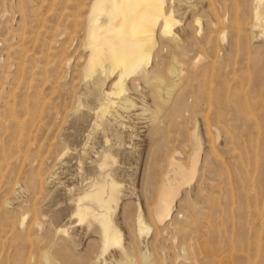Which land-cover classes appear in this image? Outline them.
<instances>
[{"label": "rangeland", "instance_id": "rangeland-1", "mask_svg": "<svg viewBox=\"0 0 264 264\" xmlns=\"http://www.w3.org/2000/svg\"><path fill=\"white\" fill-rule=\"evenodd\" d=\"M80 1L0 0V264H117L124 250L131 264H210L203 255L209 250L216 264H231L247 250V264H262L256 257L264 251L258 215L264 214V38L251 27L253 0H168L177 23L146 66L163 80L161 97L128 80L122 97L84 102L78 92L87 81L77 63L85 57L90 0ZM125 96L135 106L120 108ZM107 99L116 103L102 116ZM194 132L200 170L158 224L155 189L169 170L167 158L187 167L198 146ZM104 152L114 156L113 178L123 195L112 215L122 243L97 259V228L88 219L78 222L75 212L78 196L93 188V167ZM138 212L148 231L140 233Z\"/></svg>", "mask_w": 264, "mask_h": 264}, {"label": "bare ground", "instance_id": "bare-ground-1", "mask_svg": "<svg viewBox=\"0 0 264 264\" xmlns=\"http://www.w3.org/2000/svg\"><path fill=\"white\" fill-rule=\"evenodd\" d=\"M81 1H83V0H81ZM169 1L171 2V0H169ZM80 2H78V3H80ZM167 2H168V0H90L89 1L87 9H86V16L84 18V20H85L84 31H83L84 39L82 38L83 39L82 45H83V49L85 52V57H84V60L81 64V66H80V63L77 61L78 67L79 68L81 67L79 69L80 74H81V78H82V80L87 81L86 88L83 91H79L80 89L78 90L79 91L78 95L80 96V98H82V96H84L85 100H83V102L86 101L87 99H88V101L89 100H91V101L99 100L101 98V95H104L106 97H108L110 95H115L116 97H119L124 92H126L128 90V87L126 85V82L128 80H131L130 85L132 84V87L134 89L137 87V85H136L137 83H135V81L139 80V81L143 82L145 85L149 86L148 92H150V94L153 95L154 98L158 99L159 97H161V94L164 91V87H163L164 85L162 86L163 80L161 78H159L156 74H151L150 72H147L146 66L152 63L153 58H156L154 56L156 54V48H157V45L159 43L160 38L172 34L173 26H175V24L177 23V20L175 19V16H174V9L172 6L167 7ZM78 3H77L76 7H79ZM86 5L87 4L85 2V6ZM82 8H84V7H82ZM79 10H81V9H79ZM83 11H85V10H83ZM252 11H253L252 12L253 13L252 14L253 19L251 22V27L253 30L258 31V34L256 36L259 35L260 38L261 37L264 38V0H253V10ZM78 14H81V13H78ZM83 15H84V12H83ZM70 19L71 18H69V20ZM73 19L74 18H72V20ZM81 19H82V17H81ZM74 20L76 22V17ZM73 22L74 21H72V24H73ZM81 22H83V21H80V23ZM75 24H78V23H75ZM77 27L79 29L78 25H77ZM80 29H81V27H80ZM72 30H73V28H72ZM76 31H77V29H76ZM257 31H256V33H257ZM69 32H71V29ZM78 32H79V30H78ZM78 32L76 33L75 36L78 35ZM66 33H67V31H66ZM11 35H13V34H11ZM79 35H80V33H79ZM18 36H19V34L17 35V39H18ZM24 37H25V34H24ZM66 37H68V35ZM69 38H70V36H69ZM78 38H79V36H78ZM70 39H71L70 41H72V38H70ZM21 41H22V39H21ZM37 41H35V42H37ZM50 42L52 44V41H50ZM79 42H80V40H79ZM79 45H80V43H79ZM51 46L49 48H51ZM158 52H159V50H158ZM158 52H157V54H158ZM60 53H61V51H60ZM80 55H79V57H80ZM60 56H62V55L60 54ZM69 56H70V54H69ZM81 56H83V55H81ZM67 57H68V55H67ZM46 60H48V59H46ZM66 60H68V59L66 58ZM48 62H50V60ZM52 62H53V60H52ZM66 62H67L68 67H69L70 61L68 60ZM75 62L76 61H74V63ZM58 64L60 65V63H58ZM155 64H156V62H155ZM56 65H57V63H56ZM74 66L76 67V64ZM22 68H23V66H22ZM62 68H65V67L62 65ZM45 71H46V68H45ZM48 71L49 70H47V72ZM72 72H73V70L71 69V75H72ZM76 72H78V71L76 70ZM77 74L78 73H76V75ZM133 77H134V80L131 79ZM77 78L79 79V77H77ZM72 80L73 79H71V82H72ZM68 81H69V79H68ZM107 82L109 85L107 86V90H104L103 87L107 84ZM76 83H78V81ZM140 84H142V83H140ZM172 85L165 87L167 92L171 91V89L173 87ZM73 86H71V87H73ZM73 92H75V91H73ZM174 96H175V94H174ZM172 98H175V97H172ZM107 100L108 101L106 103H100V106H99V112L102 116L105 115L107 113L108 109L116 103V101H111L112 99L111 100L107 99ZM164 101L167 102V100H164ZM176 102L179 105L182 104V103H180V102H182V96L181 95L177 96ZM177 104L174 103V108H176V110L178 108V107H176ZM171 105H173V104H171ZM119 106L122 109H128L130 107L135 106V102L131 98H129L128 96H125L121 99ZM20 107H22V105ZM95 107H97V105ZM158 111L159 110L154 112L155 115L158 113ZM178 111H179V109H178ZM155 125H156V123H155ZM156 126L158 127L159 125L157 124ZM157 127H154V129ZM159 128H160V126H159ZM159 130L155 129L153 131V135L157 134L159 132ZM131 131H132V129H131ZM123 134H124V132H123ZM193 135L196 139V142L198 143V146L195 148L191 157L189 158L187 167H185L184 164L179 159H177L174 155H170V157L167 158L169 170L164 175L161 176L160 181H159V185H157V187L155 189L156 195H157V200L155 201V204L153 206V213H154L155 219H156L158 224H162L165 220H167L171 216V214H173V209L175 206L176 199L180 195L183 186L190 184L195 179V176L198 174V172L200 170V157H199V155H200L201 146H200V143L198 141V136H197L196 132H194ZM148 137H150V136H148ZM233 140H235V139L231 136H229L228 139L226 140V143H227V141L229 143V145H227V147L229 146L227 149L229 152V156H230L229 158H234L233 155H235L234 154L235 147L232 146V144L234 143ZM149 141H151V139L148 140V142ZM235 146H237V144ZM212 149H213V146L211 148H209V150H212ZM154 155H157V154H154ZM206 155H207V153H206ZM212 156H213V154H212ZM205 158H206V156H205ZM238 158L241 159V156L238 155ZM256 159L258 160L257 157H256ZM228 161H229V159H228ZM113 164H114L113 154L111 152L102 153L100 162L97 163L96 165H94V167H93V168H95V173H96V177L94 179L95 181L92 184L93 188L84 191L82 195L78 196L77 201H76V212H75V214L77 216L78 222H83L84 220L88 219L89 226H95L97 228L98 233H99V237L101 239L102 247H101V254L96 256L97 259H99L110 247L120 246L122 243V235H121L120 231L118 230V228L115 225H113V223H112V215H113L115 209L118 207L119 201L121 200V198L123 196V195H121V189H120L119 183L116 182V180L113 178V173L115 171V168H113ZM226 164H227V162H226ZM262 166H264V165H262ZM255 169H257V168H255ZM263 170L261 167V172H263ZM226 171H228V170H226ZM254 173H256V171H254ZM254 173H253V175H255ZM251 174H252V171H251ZM262 175H264V174H262ZM262 175H260V178ZM237 183H238V181H237ZM259 185H261V183H259ZM84 200H87L88 203L85 204ZM262 208H264V207H262ZM260 210L261 209H259V211L258 210L257 211L260 212ZM262 210H264V209H262ZM262 210H261V212H262ZM261 214L262 213H260L258 215L260 217V220L263 221L264 214H263V216ZM137 221L139 224L140 233H142L144 231H148L149 228L144 224L143 218L141 216V212H138V214H137ZM262 223H264V222H262ZM261 226H263V224H261ZM172 228H174V227H172ZM261 228H263V227H261ZM175 230H177V229H175ZM63 232H67V230L64 229ZM159 232H161V231L157 230L156 235H158ZM223 240H225V238ZM254 240H255V238H254ZM221 241H222V238H221ZM212 242H214V240ZM223 242L225 243V241H223ZM255 242H257V240H255ZM224 245H223V247H224ZM226 245H225V247H226ZM217 246H219V245H217ZM260 246L261 245L259 243L258 247H260ZM244 247H242V248L244 249ZM212 249H213V247H212ZM243 249H242V251H243ZM247 249H248V246H247ZM255 249L258 251L259 248L258 249L255 248ZM221 251H223V248L221 249ZM247 251H249V250H247ZM247 251L244 254V256L243 255L239 256L238 258H236L235 261H232L231 264H247V263H249L250 262V260H249L250 254L248 255ZM238 252H239V250H238ZM129 255L130 254H128L127 251H125V250L122 251L121 255H120L121 259L117 262V264H131L132 258ZM203 255L206 257V262H208L210 264H216V259H215L216 253H215V251L209 250L206 254H203ZM237 255H238V253H237ZM254 256H255V254H254ZM257 258L260 259V261H259L260 263L264 264V251L260 256L258 255V257H256V259ZM219 260H221V259H219ZM251 260H252V258H251ZM253 260H254V257H253ZM256 261H258V260H256ZM255 263L256 262L254 261V264ZM92 264H96V263L94 262ZM220 264H221V262H220Z\"/></svg>", "mask_w": 264, "mask_h": 264}]
</instances>
